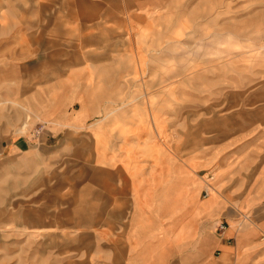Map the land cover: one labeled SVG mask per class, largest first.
Segmentation results:
<instances>
[{
    "label": "rangeland",
    "instance_id": "374dc122",
    "mask_svg": "<svg viewBox=\"0 0 264 264\" xmlns=\"http://www.w3.org/2000/svg\"><path fill=\"white\" fill-rule=\"evenodd\" d=\"M58 8L17 6L33 18ZM117 8L98 36L35 37L71 51L35 52L34 62L51 61L46 69L29 77L19 65L13 82L0 79V264H114L118 231L89 227L103 213L97 169H187L208 153L209 190L220 175L227 192H252L264 205V0ZM21 21L0 19L1 60L20 61L10 48L24 39ZM11 23L17 37L4 35ZM31 23L41 32L49 22ZM63 110L89 115L70 127ZM65 129L74 136L62 139ZM60 140L64 148H53Z\"/></svg>",
    "mask_w": 264,
    "mask_h": 264
},
{
    "label": "crops",
    "instance_id": "0c3cea01",
    "mask_svg": "<svg viewBox=\"0 0 264 264\" xmlns=\"http://www.w3.org/2000/svg\"><path fill=\"white\" fill-rule=\"evenodd\" d=\"M128 1L0 0V11H6L4 16L0 13V19L22 20L25 28L19 33L24 38L22 43L10 48L12 51L19 47L20 61L12 55L6 60L0 59V79L13 82L19 65L26 72L30 71L25 75L29 77L34 76V69H46L51 61L46 63L39 59V63L38 60L34 62L35 52L71 51L63 44L49 43L46 39L35 44V37L98 36L113 23L115 6H119L117 12H122ZM37 3L51 6V10L54 6L59 8L56 13L51 11L40 18H33L30 9H22L25 12L17 9L18 5ZM33 19L48 21V28H42L41 32L33 30ZM15 26L11 23L9 32L4 35L17 37ZM62 65L61 68H84L66 61ZM63 77L66 78V74ZM69 112L70 117L63 110L61 117L66 118L65 121L69 119L70 127H75L76 121L83 122L82 117L89 115L82 111ZM62 122L57 120L59 124ZM73 131L65 129L62 139L66 132L74 136ZM61 141L53 148H64ZM208 156V153L203 154L205 162L195 161L187 169L175 165L164 172L161 163L148 172L131 173L126 166L120 174L97 169L91 186L97 187V203L103 213L97 217L99 222L89 227L118 231L117 238L121 243L120 248H116L114 264H264L261 196L248 191L249 194L238 197L233 191L227 192L222 183L225 178L220 175L212 183V191L209 190L210 183L202 173L209 167ZM221 222L226 224L223 233L218 230ZM79 227H82L81 223Z\"/></svg>",
    "mask_w": 264,
    "mask_h": 264
},
{
    "label": "bare ground",
    "instance_id": "6f19581e",
    "mask_svg": "<svg viewBox=\"0 0 264 264\" xmlns=\"http://www.w3.org/2000/svg\"><path fill=\"white\" fill-rule=\"evenodd\" d=\"M264 88V87H263ZM262 88V89H263ZM259 92V91H258ZM243 94V93H242ZM256 94V93H255ZM245 97V96H244ZM226 100V99H225ZM247 101V100H246ZM263 103V102H262ZM241 104V103H240ZM257 105V104H256ZM233 106V105H232ZM262 107V106H261ZM243 108V107H242ZM259 108V107H258ZM254 110V109H253ZM264 110V109H263ZM247 111V110H246ZM250 114V113H249ZM234 115V114H233ZM225 116V115H224ZM260 116V115H259ZM226 117V116H225ZM224 117V118H225ZM247 117V116H246ZM246 119V118H245ZM259 120V119H258ZM210 121V120H209ZM241 121V120H240ZM262 121V120H261ZM203 122V121H202ZM207 122V121H206ZM222 123V122H221ZM202 124V123H201ZM222 125H223V123H222ZM200 126V125H199ZM210 126H211V124H210ZM233 126V125H232ZM192 127V126H191ZM220 127V126H219ZM228 127V126H227ZM230 127V126H229ZM217 128V127H216ZM191 129V128H190ZM195 129V128H194ZM198 129V128H197ZM220 129H222V128H220ZM199 130H200V128H199ZM199 130H198V132H199ZM215 131V130H214ZM217 131V130H216ZM197 132V133H198ZM207 132V131H206ZM213 132V131H212ZM212 132H210V133H212ZM196 132H195V134H197ZM217 133V132H216ZM219 133H221V132H219ZM193 134V133H192ZM195 134H193V135H195ZM223 134V133H222ZM198 135V134H197ZM183 136V135H182ZM187 136H188V134H187ZM196 136V135H195ZM202 137V136H201ZM182 138V137H181ZM188 139H189V137H188ZM187 139V140H188ZM190 140V139H189ZM184 144V143H183ZM186 145V144H185ZM184 145V146H185ZM193 146H195V145H193ZM193 148V147H192ZM182 149V148H181ZM197 150V149H196ZM182 153V152H181ZM191 154V153H190ZM188 155V154H187ZM182 156V155H181ZM185 156H183V158H184ZM119 172V171H118ZM94 175V174H93ZM122 178V177H121ZM118 179V178H117ZM112 180V179H111ZM119 180V179H118ZM122 180V179H121ZM91 182V181H90ZM92 183V182H91ZM105 183V182H104ZM249 183V182H248ZM126 185H128V184H126ZM113 186V185H112ZM104 187V186H103ZM110 189H111V186H110ZM108 190V189H107ZM106 191V190H105ZM111 191V190H110ZM109 191V192H110ZM121 192V191H120ZM115 193V192H114ZM120 194V193H119ZM123 195V194H122ZM106 196V195H105ZM115 198V197H114ZM33 208V207H32ZM24 211H25V209H24ZM40 211V210H39ZM24 214V213H23ZM24 217H25V215H24ZM104 217V216H103ZM23 218V217H22ZM26 219H28V218H26ZM33 219H35V218H33ZM28 222V221H27ZM52 222V221H51ZM58 222V221H57ZM124 222V221H123ZM28 223H30V220H29V222ZM26 224V223H25ZM33 224H35L34 222H33ZM55 224V223H54ZM37 225H38V223H37ZM48 225V224H47ZM52 225V224H51ZM49 226H50V224H49ZM54 226V225H53ZM28 227V226H27ZM68 227V226H67ZM38 228H39V226H38ZM52 228V227H51ZM40 229V228H39ZM41 232V231H40ZM84 236V235H83ZM88 236V235H87ZM116 246V245H115ZM117 251V250H116ZM117 255V254H116ZM116 257V256H115ZM123 258V257H122Z\"/></svg>",
    "mask_w": 264,
    "mask_h": 264
},
{
    "label": "built area",
    "instance_id": "2783aa9c",
    "mask_svg": "<svg viewBox=\"0 0 264 264\" xmlns=\"http://www.w3.org/2000/svg\"><path fill=\"white\" fill-rule=\"evenodd\" d=\"M225 226L223 225V226H221V231H224L225 230Z\"/></svg>",
    "mask_w": 264,
    "mask_h": 264
}]
</instances>
